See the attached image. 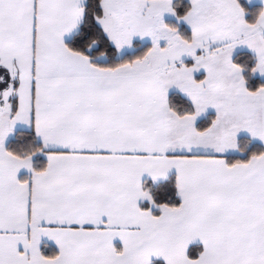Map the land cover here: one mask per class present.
Returning <instances> with one entry per match:
<instances>
[{
	"label": "snow or ice",
	"instance_id": "6c2138e0",
	"mask_svg": "<svg viewBox=\"0 0 264 264\" xmlns=\"http://www.w3.org/2000/svg\"><path fill=\"white\" fill-rule=\"evenodd\" d=\"M0 264H264V0H0Z\"/></svg>",
	"mask_w": 264,
	"mask_h": 264
}]
</instances>
